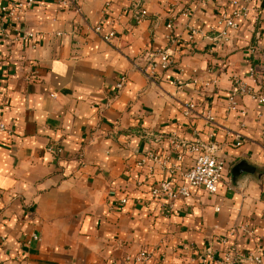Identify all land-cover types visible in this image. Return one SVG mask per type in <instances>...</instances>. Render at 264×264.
I'll use <instances>...</instances> for the list:
<instances>
[{"label": "crops", "instance_id": "1", "mask_svg": "<svg viewBox=\"0 0 264 264\" xmlns=\"http://www.w3.org/2000/svg\"><path fill=\"white\" fill-rule=\"evenodd\" d=\"M197 1L78 0L77 15L57 0H33L0 22L10 36L0 38V264H18L17 256L27 264H133L140 251L150 253L147 264H203L207 245L225 236L238 264H252L245 257L260 249L264 264V105L243 96L228 110L233 76L251 84L252 67L264 82V17L216 44L229 0ZM96 25L116 38L102 41ZM25 33L32 37L13 40ZM161 52L173 66L149 81L136 67ZM209 77L216 87L200 93ZM188 101L199 106L185 118ZM193 130L226 142L224 180L215 195L191 189L165 211L164 199L135 189L136 164L147 152L166 153L171 135L186 140ZM235 133L245 142L225 137ZM241 162L254 173L235 186L230 171ZM33 234L39 241L24 247Z\"/></svg>", "mask_w": 264, "mask_h": 264}, {"label": "built area", "instance_id": "2", "mask_svg": "<svg viewBox=\"0 0 264 264\" xmlns=\"http://www.w3.org/2000/svg\"><path fill=\"white\" fill-rule=\"evenodd\" d=\"M254 0H229L228 4L231 10L224 11L216 20L215 28L219 30L217 35L213 38L216 44H221L228 38L229 31H237L242 22L248 21L253 24L259 18L264 17V0L259 1L260 5H253ZM33 0H10V3L0 4V22L5 19L15 18L23 11L30 9ZM213 0H198V5L212 4ZM57 5L62 9H70L75 14L80 15L81 10L78 0H57ZM137 16L143 18L147 12L140 8L137 10ZM94 32L100 36L102 41L110 43L116 38L117 33L115 30L110 29L106 34L101 32V27L96 25ZM193 35L196 33L193 31ZM59 36V34H57ZM31 33H25V37L14 38V41L25 40L31 38ZM0 38L8 41L10 38L6 29L0 28ZM174 61L171 55L167 52H161L155 55L144 68L136 67L149 81L154 79L169 70L173 66ZM32 72V71H31ZM180 75L183 73L179 69ZM248 79L251 84H247L241 78L232 77L231 89L229 90L228 97V110L235 112L238 107L235 103L236 97L247 96L250 97L257 105H264V82L258 80L254 75V69L248 68ZM36 72H32L28 79H33ZM126 77L123 75L116 83V89H122ZM172 85L178 86L181 89L182 84L179 80L172 81ZM217 81L214 77H209L200 84V93L207 89L215 88ZM199 104L196 101H188L183 104L182 115L185 118H190L192 115L197 114ZM245 114L244 111L241 115ZM206 123L214 128L215 123L209 116H205ZM264 127V124H261ZM6 133V127L0 123V134ZM226 138H231L235 145L238 146L245 142L246 139L239 133L226 134ZM170 147L166 153L157 155L153 152H147L144 157L136 164L140 169L141 179L136 181L135 189H144L149 194L150 198L155 202H160L162 199L165 203H160V208L165 211H170L175 202L179 199H187L191 195V189L201 191L210 195L217 193L220 183L224 180L226 169V158L224 156V148L226 142L215 141L210 134L207 139H203L202 133L199 130H193L188 139H179L175 134L169 138ZM173 159V162H170ZM189 160L190 165L184 166V162ZM157 172L163 174V177L156 181L150 187L147 183L155 178ZM230 184H228V187ZM125 203V200H122ZM253 235V233H250ZM39 237L36 234L31 235L25 242L24 247L29 248L32 243L38 242ZM192 246V245H191ZM189 246L188 248L192 249ZM261 249L255 254H248L245 261L252 264L261 263ZM150 253L147 251H140L133 259V264H147L150 260ZM203 264H238L240 254L234 244H231L228 237H222L213 240L204 249ZM18 264H27L26 260L20 256L15 257Z\"/></svg>", "mask_w": 264, "mask_h": 264}, {"label": "water", "instance_id": "3", "mask_svg": "<svg viewBox=\"0 0 264 264\" xmlns=\"http://www.w3.org/2000/svg\"><path fill=\"white\" fill-rule=\"evenodd\" d=\"M242 173L252 175L254 173V169L252 167H249L245 162H241L238 165L234 166L230 171L233 185L236 186V183L238 182V179Z\"/></svg>", "mask_w": 264, "mask_h": 264}]
</instances>
